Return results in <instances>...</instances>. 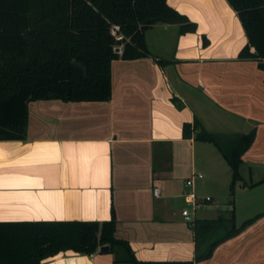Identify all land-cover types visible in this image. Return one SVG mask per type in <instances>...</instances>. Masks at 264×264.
Listing matches in <instances>:
<instances>
[{
  "label": "crops",
  "instance_id": "crops-1",
  "mask_svg": "<svg viewBox=\"0 0 264 264\" xmlns=\"http://www.w3.org/2000/svg\"><path fill=\"white\" fill-rule=\"evenodd\" d=\"M167 1L197 31L156 23L149 55L112 62L107 101L30 102L26 138L0 141V223L113 221L130 247L44 264H264V204L241 202L264 196V71L239 56L248 38L227 0ZM201 127L225 142L253 136L233 189L223 154L196 139ZM194 172L202 204L188 221ZM219 219L197 233L196 221Z\"/></svg>",
  "mask_w": 264,
  "mask_h": 264
},
{
  "label": "trees",
  "instance_id": "trees-1",
  "mask_svg": "<svg viewBox=\"0 0 264 264\" xmlns=\"http://www.w3.org/2000/svg\"><path fill=\"white\" fill-rule=\"evenodd\" d=\"M227 1L248 38L239 56L259 60L264 71V0ZM158 22L179 24L181 33L197 30L167 0H0V141L26 138L30 102L107 101L112 62L149 55L145 34ZM113 26L119 27L122 40L112 34ZM184 129L190 136L191 126ZM196 139L223 154L233 173V189L253 136L225 142L201 127ZM221 220L196 221L195 229L205 234ZM114 232L113 221L0 223V264H44L61 252L92 254L104 245L130 249Z\"/></svg>",
  "mask_w": 264,
  "mask_h": 264
},
{
  "label": "built area",
  "instance_id": "built-area-1",
  "mask_svg": "<svg viewBox=\"0 0 264 264\" xmlns=\"http://www.w3.org/2000/svg\"><path fill=\"white\" fill-rule=\"evenodd\" d=\"M119 27L113 26L112 27V34L116 37L118 40H122L123 36L121 34H118ZM118 52L122 53V46L118 48ZM204 177L201 173L194 172L185 182V186L187 188V191L185 192V196L188 200L189 208H185L182 211L183 217L188 220L192 221L194 219V212L200 207L202 204V201L199 199L197 193L194 190L195 182L198 179H202ZM156 194H158V189L155 191ZM211 198L207 197L205 201H209Z\"/></svg>",
  "mask_w": 264,
  "mask_h": 264
},
{
  "label": "rangeland",
  "instance_id": "rangeland-1",
  "mask_svg": "<svg viewBox=\"0 0 264 264\" xmlns=\"http://www.w3.org/2000/svg\"><path fill=\"white\" fill-rule=\"evenodd\" d=\"M258 198H259V194H258V192L256 191V192H252V193H250V194H247V199H246V200H245V197L242 195V201H241V202H246L247 200H254V201H256V203H257V208H260V207H259V203L264 204V203H263V202H264V196H263V195L260 196V198H261L262 200H258ZM237 199H238V201H239L240 196H238ZM241 211H243V212H248V213H252V212H253V210L251 211V210H248V209L241 210ZM254 212H257V211H254Z\"/></svg>",
  "mask_w": 264,
  "mask_h": 264
},
{
  "label": "water",
  "instance_id": "water-1",
  "mask_svg": "<svg viewBox=\"0 0 264 264\" xmlns=\"http://www.w3.org/2000/svg\"><path fill=\"white\" fill-rule=\"evenodd\" d=\"M167 3H168V5L169 6H171L170 4H169V2L167 1ZM172 7V6H171ZM175 9V8H174ZM176 10V9H175ZM178 11V10H177ZM179 12V11H178ZM179 13H181V12H179ZM181 14H183V13H181ZM197 31V30H196ZM74 64H77V65H79L80 67H82V65L81 64H78L76 61H74ZM109 248H110V246L109 245H104V246H101L100 247V251H102V252H104V251H108L109 250Z\"/></svg>",
  "mask_w": 264,
  "mask_h": 264
}]
</instances>
